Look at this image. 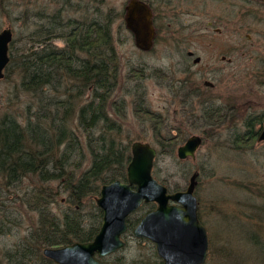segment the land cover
<instances>
[{
    "label": "trees",
    "instance_id": "trees-1",
    "mask_svg": "<svg viewBox=\"0 0 264 264\" xmlns=\"http://www.w3.org/2000/svg\"><path fill=\"white\" fill-rule=\"evenodd\" d=\"M7 1L0 0V11L6 14ZM25 1L34 5L33 8L25 6L20 12L25 25L22 47L17 50V59L14 58L12 39L4 77L15 63L21 75L19 86L25 92L36 95L49 87L57 91V87L64 86L57 91L59 97L46 102L40 98L37 108L28 105L23 119L19 120L11 111L0 115V235L21 221L15 211L37 214L34 224L13 250L2 251L6 260L0 259V264H55L42 254L43 249L92 240L101 223V211L95 203L101 186L116 179L126 181L133 141L124 135L121 125L126 100L113 97L118 85L119 62L112 25L119 13L110 8L103 11L95 0H57L58 7L51 12L48 5L38 8L39 0ZM257 15L264 22V8ZM255 16L252 13L250 17ZM55 39L62 40L63 46L57 48ZM131 71L132 77L140 76L137 70ZM182 84L183 81L172 95L179 106L175 114L181 116L173 128L176 134H171L167 119L146 107L143 90L137 89L142 87L140 84L133 88L134 98H131L135 116L150 121L153 131L157 154L152 175L170 192L182 190L183 186L161 177L157 162L162 157L173 156L186 136L184 124L190 121L209 131H228L233 149L245 151L254 148L259 135L256 125L264 121V112L245 114L243 106L200 98L198 90L188 92ZM86 93L89 97L84 101ZM190 93L193 95L188 98ZM194 97L199 98L197 108L193 107H196L192 102ZM177 161L184 164L181 175L187 179L193 173L190 165L186 160ZM54 182L56 188L50 187ZM242 182L237 189L245 195L243 199L233 200L239 214L233 211L232 220L238 225L247 255L236 264L249 261L264 264V180ZM62 195V205L55 211L52 204L59 205L57 196ZM9 196H12L11 205ZM6 209H10L11 215L7 216ZM198 218L201 219L200 213ZM138 221L135 217L128 218L126 239L133 237L132 230ZM230 245L225 239L219 248L224 257L218 256L216 264L221 259L219 264L231 261L235 251ZM125 247L126 244L122 250ZM150 249L148 257L128 262L117 255L101 260L116 264H160L154 246L150 245ZM208 250L210 253V246ZM215 259H210V263Z\"/></svg>",
    "mask_w": 264,
    "mask_h": 264
},
{
    "label": "rangeland",
    "instance_id": "rangeland-1",
    "mask_svg": "<svg viewBox=\"0 0 264 264\" xmlns=\"http://www.w3.org/2000/svg\"><path fill=\"white\" fill-rule=\"evenodd\" d=\"M56 1L39 0L36 5L38 8L48 5V12H51L58 7ZM127 2L128 0H95L94 3L103 11L110 8L113 12L119 13L112 25L119 62L118 85L113 97L119 99L123 97L126 100L125 116L121 125L124 135H128L131 142L141 140L156 147L150 121L140 120L133 112L131 99L134 98L133 88L139 84L142 87L137 89L143 90L146 107L167 119L171 134H176L177 131L173 128L181 120L180 114H175L179 106L172 95L173 91L177 92L175 89L182 81H190L191 87L200 86L202 89L200 98L212 99L217 104L228 101L234 106H243L245 114L264 112V22L259 20L262 16L257 15L259 10L264 8V0H183L180 3L182 12L178 13V19L168 24L163 23L164 28L157 33L155 43L149 51L137 48L133 35L126 29L124 7ZM6 5L7 14L0 11V30L6 27L12 29L14 40L12 53L17 59L19 53L17 50L22 47V32L25 28L20 12L25 6L33 8L34 4L31 5L25 0H8ZM252 13H256V16L250 17ZM53 43L57 48L63 46L60 39H55ZM188 50L194 52L193 57L200 58L199 63L194 64L193 57L189 58L186 55ZM133 69L138 71L139 77L131 76L134 74L131 71ZM206 80L211 82L213 87L210 89L203 87V81ZM20 81L19 69L13 63L7 77L0 80V115L11 111L19 120L23 119L28 105L32 104L37 108V100L46 102L55 98L58 95L57 91L64 86L62 84L60 88L57 87V91L49 87L43 90L42 94L39 91L32 95L21 90ZM88 97L89 94L86 93L82 99L85 101ZM198 99L194 98L192 101L196 105L194 108L198 107ZM73 116L76 117V114ZM238 122L241 124V120ZM183 127L186 136L177 147L190 135H199L202 138L195 158L181 160H186L192 171H200L194 193L198 201L197 214H201L199 220L206 228L211 250L210 253L208 250V259L205 262L209 264L212 258H216L212 262L216 264L218 256L224 257L223 251H219V248L227 239L235 254L232 255L231 261L227 260L225 264L240 263L247 255V251L244 250L246 245L240 240L242 236L237 230L238 225H234L232 220L233 211L239 214L233 200L244 198L245 194L237 189L242 181L246 183L253 179L264 180V140L256 141L252 150L239 151L233 149L228 131L217 129L209 131L207 127L190 121ZM256 129L261 133L264 121L256 125ZM177 160L179 159L175 150L173 156L162 157L157 162V167L160 169L161 177L178 181L184 190L191 173L184 179L181 175L184 164ZM25 182L27 185L28 182ZM50 187L56 188V183H51ZM61 198L63 195L57 196L59 205L52 204L55 211L62 205ZM8 200L11 205L12 196H9ZM151 204L154 203H143L141 208L139 207L140 210L138 208L129 217L140 219L154 209ZM8 211L10 209H6L7 216L11 215ZM15 214L21 221L15 222L6 233L0 235L2 262L6 260L2 251H12L14 245L20 242L37 219V214L32 211L27 213L22 210L19 213L15 211ZM122 239L126 244L125 249L103 258L110 259L111 256L117 255L125 257L128 262L131 259L149 256L150 245L153 243L147 239L134 236H127L126 239L124 235ZM247 248L251 250L248 244ZM245 264L255 263L249 261Z\"/></svg>",
    "mask_w": 264,
    "mask_h": 264
},
{
    "label": "water",
    "instance_id": "water-1",
    "mask_svg": "<svg viewBox=\"0 0 264 264\" xmlns=\"http://www.w3.org/2000/svg\"><path fill=\"white\" fill-rule=\"evenodd\" d=\"M126 26L133 32L136 47L142 51L149 50L154 29L146 5L131 1L127 9ZM12 39L10 27L0 30V80L9 62V44ZM199 60L196 57L193 61L197 63ZM259 139H264V131ZM201 143V136L190 135L177 147V157L194 159ZM130 153L126 181L116 179L103 184L95 198L101 211V223L93 239L44 248L42 253L46 258L55 264H116L100 258L125 246L122 237L128 230L129 216L143 203L153 202L156 207L139 219L132 230L133 236L153 243L156 255L161 259L160 264L205 263L209 247L208 235L198 219V201L194 193L199 172L193 171L184 190L170 192L152 175L157 154L155 147L149 142L136 140L130 145Z\"/></svg>",
    "mask_w": 264,
    "mask_h": 264
},
{
    "label": "flooded vegetation",
    "instance_id": "flooded-vegetation-1",
    "mask_svg": "<svg viewBox=\"0 0 264 264\" xmlns=\"http://www.w3.org/2000/svg\"><path fill=\"white\" fill-rule=\"evenodd\" d=\"M131 1L132 0H128L127 5L124 7V9H125V16H124L125 26H126L127 9L130 6ZM135 1H139V2L143 3L150 10L151 21H152V25H153V29H154L153 41L155 40L156 35L159 32V30L164 28L162 26L163 23L165 22L166 24H168L170 21L178 19V13L182 12L180 3H182L183 0H135ZM215 31L219 32V30H217V29H215ZM246 37L249 38L248 35H246ZM133 38H134V36H133ZM154 43H155V41H154ZM189 53H191V54L189 55ZM186 55L189 58H192L194 56V52L188 50V51H186ZM196 57H198V56L193 57V59H192L193 63H194L193 60ZM199 62H200V60H199ZM199 62H197V63H199ZM183 83L184 84H182V87L184 88V90H186L188 92H193L194 90H198L200 92V90H202L200 88V86H197V85H195L194 87H191L192 85H191L190 81H183ZM209 83H211V82H209L207 80L203 81V87L209 88V89L211 87H213V84L212 83L209 84ZM190 95H193V93H190L188 98H191ZM194 98H192V99L194 100ZM149 111H151V110L149 109ZM155 207L156 206L154 205V208Z\"/></svg>",
    "mask_w": 264,
    "mask_h": 264
},
{
    "label": "bare ground",
    "instance_id": "bare-ground-1",
    "mask_svg": "<svg viewBox=\"0 0 264 264\" xmlns=\"http://www.w3.org/2000/svg\"><path fill=\"white\" fill-rule=\"evenodd\" d=\"M126 29L129 31V32H131L132 34H133V32L131 31V30H129L127 27H126ZM154 38V37H153ZM135 42V41H134ZM153 44H154V41H152V46H153ZM152 46L150 47V49L152 48ZM149 49V50H150ZM149 50H147V51H149ZM142 51V50H141ZM9 63V62H8ZM195 64H197V63H195ZM8 65V64H7ZM4 72H5V69H4ZM3 78H4V76H3ZM2 78V79H3ZM263 131H264V129H263ZM263 131L260 133L259 132V135H258V137H257V140L256 141H261L260 139H259V137H260V135L263 133ZM262 140H264V139H262ZM198 206V205H197ZM198 215V214H197ZM199 219V218H198ZM154 250H155V248H154ZM156 253V252H155ZM43 254V253H42Z\"/></svg>",
    "mask_w": 264,
    "mask_h": 264
}]
</instances>
